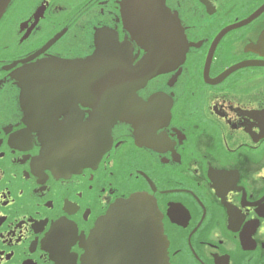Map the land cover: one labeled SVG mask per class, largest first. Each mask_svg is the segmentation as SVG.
I'll use <instances>...</instances> for the list:
<instances>
[{
	"label": "flooded vegetation",
	"instance_id": "af4514ba",
	"mask_svg": "<svg viewBox=\"0 0 264 264\" xmlns=\"http://www.w3.org/2000/svg\"><path fill=\"white\" fill-rule=\"evenodd\" d=\"M120 1L0 15V264H81L134 192L156 200L172 264H264V9L245 21L264 0H166L189 48L144 83Z\"/></svg>",
	"mask_w": 264,
	"mask_h": 264
},
{
	"label": "water",
	"instance_id": "95a60500",
	"mask_svg": "<svg viewBox=\"0 0 264 264\" xmlns=\"http://www.w3.org/2000/svg\"><path fill=\"white\" fill-rule=\"evenodd\" d=\"M8 1L0 0V15ZM120 5L125 26L146 50L134 70L138 80L144 83L183 62L189 43L166 0H121ZM263 9L264 5L245 21ZM20 86L25 108L30 89L22 79ZM26 112L29 115V110ZM161 219L156 200L146 192L115 200L84 239L81 264H172Z\"/></svg>",
	"mask_w": 264,
	"mask_h": 264
}]
</instances>
